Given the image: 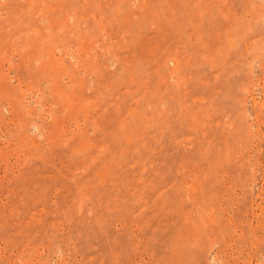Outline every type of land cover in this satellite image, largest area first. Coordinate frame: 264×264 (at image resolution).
I'll list each match as a JSON object with an SVG mask.
<instances>
[{"label": "rangeland", "instance_id": "obj_1", "mask_svg": "<svg viewBox=\"0 0 264 264\" xmlns=\"http://www.w3.org/2000/svg\"><path fill=\"white\" fill-rule=\"evenodd\" d=\"M0 264H264V0H0Z\"/></svg>", "mask_w": 264, "mask_h": 264}]
</instances>
